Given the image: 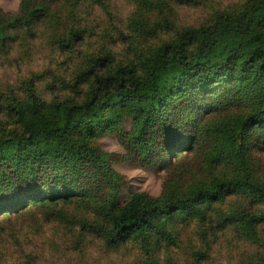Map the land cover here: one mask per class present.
Masks as SVG:
<instances>
[{
	"label": "trees",
	"instance_id": "trees-1",
	"mask_svg": "<svg viewBox=\"0 0 264 264\" xmlns=\"http://www.w3.org/2000/svg\"><path fill=\"white\" fill-rule=\"evenodd\" d=\"M108 1L20 0L16 12L0 9V48L41 30L71 50L84 40L80 16ZM130 1L138 3L132 30L157 34L146 16L157 7L161 15L171 0ZM159 19L170 30L168 19ZM77 78L88 85L81 100L46 101L31 85L26 99L3 105L12 127L0 131L1 220L60 205L89 206L102 218L109 245L140 240L150 252L161 240H173L171 227L205 221L234 195L264 204V180L253 158L264 152V0H246L177 30L137 60L116 63L109 53L100 55ZM110 134L123 154L102 149L100 139ZM193 157L211 166L207 180L187 178ZM122 161L166 170L161 195L138 191L121 201L127 181L114 164ZM221 217V230L234 225L250 237L264 224V210Z\"/></svg>",
	"mask_w": 264,
	"mask_h": 264
},
{
	"label": "rangeland",
	"instance_id": "rangeland-1",
	"mask_svg": "<svg viewBox=\"0 0 264 264\" xmlns=\"http://www.w3.org/2000/svg\"><path fill=\"white\" fill-rule=\"evenodd\" d=\"M245 2L200 0L189 4L171 0V7L164 8L161 15L157 7L146 16L150 25L158 29L157 34H142L130 26L138 3L109 0L106 6L95 5L80 16L84 40L71 50L61 48L49 32L41 30L32 39L0 48V131L12 127L3 105L16 98L26 99L31 85L46 101L81 100L88 85L76 83L77 75L92 59L109 53L116 63L137 60L177 30L198 26ZM19 6L20 0H0V9L5 12H16ZM159 16L168 19L170 30L166 23L159 25ZM125 127L131 129V119L125 121ZM100 143L107 152L124 153L116 135H105ZM253 158L256 174L264 180V152L254 153ZM189 163L193 166L187 176L190 181L211 176L212 168L203 158L193 157ZM114 166L127 181L119 194L121 201L138 191L161 195L166 170L144 168L131 161ZM218 209L209 213L205 221L194 219L171 227L173 240H161L160 246L150 252L140 240L109 245L99 228L102 218L89 206L60 205L9 216L0 219V264H264V224L256 229L255 237L248 236L241 227L229 225L221 230L218 224L222 215L258 214L264 204H254L249 196L239 194Z\"/></svg>",
	"mask_w": 264,
	"mask_h": 264
}]
</instances>
